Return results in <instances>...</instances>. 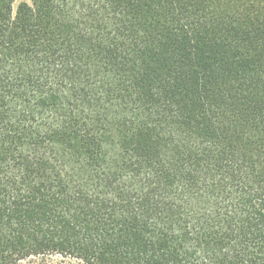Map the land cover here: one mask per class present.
I'll return each instance as SVG.
<instances>
[{
    "label": "trees",
    "instance_id": "1",
    "mask_svg": "<svg viewBox=\"0 0 264 264\" xmlns=\"http://www.w3.org/2000/svg\"><path fill=\"white\" fill-rule=\"evenodd\" d=\"M0 0V264H264V0Z\"/></svg>",
    "mask_w": 264,
    "mask_h": 264
},
{
    "label": "rangeland",
    "instance_id": "2",
    "mask_svg": "<svg viewBox=\"0 0 264 264\" xmlns=\"http://www.w3.org/2000/svg\"><path fill=\"white\" fill-rule=\"evenodd\" d=\"M20 1L30 2V0H15L14 6ZM19 264H83V262L75 258L63 257L57 254L31 257L21 261Z\"/></svg>",
    "mask_w": 264,
    "mask_h": 264
}]
</instances>
